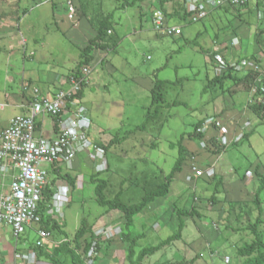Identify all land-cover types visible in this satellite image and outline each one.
<instances>
[{"label":"rangeland","instance_id":"1","mask_svg":"<svg viewBox=\"0 0 264 264\" xmlns=\"http://www.w3.org/2000/svg\"><path fill=\"white\" fill-rule=\"evenodd\" d=\"M168 1V19L183 29L178 37L160 36L153 30L149 11L158 9L160 0H147L142 11L139 5L117 9L123 0H97L92 8L100 7L103 15L114 13V31L121 39L114 51H94L81 100L88 110L90 139L105 151L106 165L101 170L102 161L92 160L88 152L75 160L74 172L63 167V172L79 176V182L74 192L69 190L61 221L69 239L83 220L94 232L112 228L105 239L100 238L106 247L95 264H136L142 250L158 246L177 231V209L194 210L183 217L181 240L162 245L139 264H226V257L229 264H243L239 248L255 241L249 227L258 217L253 203L260 185L256 173L264 175V123L250 109L249 100L252 96L264 103V90L254 93L253 84L249 89L242 82L248 74L227 65L256 60L264 73V3L248 0L240 7L211 10L204 6L207 17L192 23L184 0ZM81 18L70 22L63 0H0V22L8 19L0 32V92L16 90L28 77L46 82L74 70L82 60L83 45L95 36ZM234 39L239 42L236 46L231 45ZM25 51L36 55L25 60ZM230 73L234 78L223 86L208 87L215 76ZM156 80L170 82L159 103L169 106L145 131L133 134L146 120ZM213 119L211 127L204 126ZM199 128L204 138L195 139ZM125 136L124 143L106 151L110 139ZM181 140L189 151L183 170L170 194L135 218V234L143 237L129 260L128 243L121 239L127 233L123 215L98 205L91 177L101 172L99 179L108 183L107 198L122 190L125 203H138L145 186L151 190L166 180ZM213 195L215 203L210 201ZM261 202L263 224L258 231L264 243V192ZM35 239L36 233L27 229L18 241L20 248L24 243L34 246ZM32 256L41 258L36 251ZM59 258L64 262V257Z\"/></svg>","mask_w":264,"mask_h":264},{"label":"built area","instance_id":"2","mask_svg":"<svg viewBox=\"0 0 264 264\" xmlns=\"http://www.w3.org/2000/svg\"><path fill=\"white\" fill-rule=\"evenodd\" d=\"M66 7L67 18L70 22L77 21V3L75 0H63ZM202 0H184L192 23L205 19L207 10ZM262 1L264 0H257ZM248 0H211L212 7L229 8L245 5ZM153 30L160 36L178 37L183 34L182 27L170 23L165 12L155 9L152 13ZM238 39L231 41V45H238ZM264 59V58H263ZM235 72L250 73L256 76L253 92L264 90V73L258 61L242 60L239 64H229ZM81 77L69 76L68 89L59 90L51 98H42L35 93L27 98L25 108L28 113L12 118L8 127L0 129V226L12 229L13 237L19 241L27 229L36 232L34 247L45 248L54 241L53 233L43 228L48 221L60 222L62 210L67 206L69 198V182L62 178L50 181L48 167L66 168L71 170L75 160L83 153H90L92 160H100L101 170L106 165L105 151L100 149L90 139L88 131L89 121L86 118L87 110L76 99L82 84H89L90 66L81 70ZM254 102L251 96L249 103ZM42 118H50L54 122V137H45L40 132ZM213 120H208L205 127L212 126ZM218 125L221 126L220 122ZM203 126V127H204ZM199 128L198 132L202 133ZM202 176V171H196ZM51 190L52 199L45 209L41 208L45 193ZM62 223V221H61ZM111 227L94 232L96 237L105 239ZM62 242H69L63 238ZM96 243L93 244L87 255H83L84 264H95V258L100 256L96 252ZM34 256L22 255L15 251L11 264H37ZM230 263V258H225Z\"/></svg>","mask_w":264,"mask_h":264},{"label":"trees","instance_id":"3","mask_svg":"<svg viewBox=\"0 0 264 264\" xmlns=\"http://www.w3.org/2000/svg\"><path fill=\"white\" fill-rule=\"evenodd\" d=\"M53 1V0H52ZM77 3L78 13L77 18L79 15H81L82 18L87 19L89 25L92 27V29L95 31V37L90 39L89 42L84 46L82 50V60L79 62L78 66L73 70V72L70 74V76L74 77H81L82 75V68L85 66H89L90 63L93 61V53L95 50H102V51H114L116 50L120 43L121 39L115 34L113 22L112 19L114 18V13H110L107 15H103L102 12H100V7H97V9L93 10L94 4L96 5L97 0H75ZM143 0H123L122 4L117 9H125L127 7H134L137 6V4ZM178 1V0H177ZM175 1V2H177ZM168 0H160V6L165 14L166 12V4L168 3ZM18 3V2H17ZM100 6V2L97 3V6ZM218 8V7H214ZM75 23V22H73ZM183 35V34H182ZM203 51V49H201ZM69 78V77H68ZM234 78L233 75L226 74L222 77L215 76L209 83L208 87H215V86H223V83L225 80ZM256 76L252 72L248 73V75L245 77V81L247 82L249 89L252 87L251 85L255 86ZM240 82V81H239ZM170 83L168 81H162V80H156L155 85L153 89L151 90L152 95V103L151 106L148 109V114L146 116V120L143 123L141 127L133 131V134L136 133L138 130L145 131L149 124L151 122H155L159 119L161 116V110L165 107H168L169 105H166L165 107L162 106L160 101L163 97V90L165 86ZM86 85L82 84L81 90L76 95V99L79 100V103L81 104V100L84 96V89ZM206 91V90H205ZM176 105V102L173 104ZM250 105V109L253 110L257 116H260L262 118V121L264 123V103H258L257 101H254ZM153 110V111H152ZM200 123H203L201 121ZM199 123V124H200ZM197 124V126H199ZM197 128V127H196ZM251 133L245 134L242 136L241 140L239 141L240 144L243 143L247 138H249V135ZM195 139H202L204 136L201 133H195L194 135ZM127 140V136L125 137H114L110 139L108 142V145L106 146V151L109 152L111 148L116 147L124 141ZM178 158L172 167L169 174L166 176V180L162 183H160L156 188H152L151 190L148 189L147 186L144 187L145 194L142 198V200L138 203H132L127 204L125 203L122 198V190H120L114 198H107L105 195V191L108 188V183L106 180L99 179V176L101 172H97L96 175H93L91 177L92 182L95 183V195H96V201L99 206L105 208L107 212L110 211H119L125 220V228L127 230V233L121 236V239L124 243H128L127 246V258L129 260H132L135 256V249L138 246V242L143 237L141 234H135V218L142 214L146 209L153 204L158 199H162L167 197L170 194L171 188L176 182L175 178L183 170V165L189 155V151L187 148L183 145L182 140L178 142ZM257 177L260 180V185L254 195L253 203L258 211V217L255 222V224L249 229L254 233L255 241L251 244H246L243 247H240L238 250V254L244 258L243 264H264V243L262 242L260 235H259V228L263 224L262 216H263V208H262V202H261V195L264 192V175L256 173ZM57 178L66 179L69 182L70 190L74 192L77 185V178L72 177L71 174L67 171L62 175H59ZM222 180L220 179L217 182V189L221 186ZM216 189V192L218 190ZM53 192L51 190L47 191L45 193L44 202L41 204V208L45 209L49 201L52 199ZM211 202L215 203L216 196L213 195L210 199ZM179 224L177 231L167 238L165 241L160 243L156 247H151L149 249H144L140 252L137 263L139 264L141 260L148 256L153 255L157 251H159L162 247V245H165L167 243H171L173 241H178L182 239L183 231L186 227L185 220L183 219L184 216H189L194 214V210H182L177 209L176 211ZM43 228L47 229L51 233L54 234V232H57L60 234L59 236H65L69 242H61L56 247H54L51 251H47V249H37L33 246V248L29 249V251L33 250L38 253V256L44 258L46 261H51L52 264H84V258L83 255H87L92 248L93 244L95 245V250L97 253L102 250L101 248L102 243L100 241L99 237H96L94 234V231L92 230V225H89L85 220H83L81 227L76 231L72 239H69V236L65 230V225L57 222V221H48L44 224ZM108 245V244H107ZM106 246L103 247V249ZM59 256L64 257V262L60 260ZM98 256L95 258V261H97Z\"/></svg>","mask_w":264,"mask_h":264},{"label":"crops","instance_id":"4","mask_svg":"<svg viewBox=\"0 0 264 264\" xmlns=\"http://www.w3.org/2000/svg\"><path fill=\"white\" fill-rule=\"evenodd\" d=\"M147 0L140 1L137 5H139L142 11L143 6L145 5V2ZM204 6H207L208 9H213L214 7L211 6L210 2L211 0H202L201 1ZM166 8L167 5L165 6ZM155 9L149 11L150 17L152 20V13ZM17 14V13H15ZM15 16V15H14ZM17 16H19L17 14ZM8 19H6L4 22H0V32H2L4 27L8 24H6ZM81 20H87L85 18H81ZM80 20V21H81ZM88 23V22H87ZM171 23V20H170ZM173 24V23H172ZM96 35V34H95ZM95 37V36H94ZM92 37V38H94ZM91 38V39H92ZM89 41H87L88 43ZM86 43V44H87ZM23 44H25V41L23 40ZM85 45H83L82 50ZM24 59L27 60L32 59L35 57V53L32 51L29 54L25 51L24 52ZM91 64V63H90ZM36 69V67H33ZM73 72L70 71L65 76H59L56 75L53 79L48 78V81H35L31 79L30 77L26 78L25 80L21 81L20 87H17L15 90L12 87H9L7 90H3L0 92L2 97H0V129H4L8 127L9 122L12 118L20 115H25L28 113L27 109L25 108V104L27 102V98H30L35 93H38L40 97L42 98H51L53 97L59 90L62 89H68L69 83H68V77ZM83 99V98H82ZM81 105L87 110L85 105L81 103ZM88 111V110H87ZM54 122L50 118H42V124L40 126V132L45 136L52 138L54 137ZM90 129V125L88 126V131ZM110 141V140H109ZM49 172V178L50 181H54L59 175L64 174L63 168L55 169L48 167ZM76 168L75 164H73L71 171H75ZM71 176L74 178H77V183L79 182V179L77 175L72 174L69 172ZM66 180V179H65ZM29 230H34L29 229ZM36 233V232H35ZM57 236V235H56ZM37 238V236H36ZM63 238H66L65 236H59L58 238L55 237V234H53L54 241L50 242L44 249H47V251H51L54 247H56L59 243L63 241ZM36 241V239H35ZM33 248V246H30L28 243H24L23 247L20 248L18 241L13 237L12 229L7 226H0V264H11L14 260V253L18 250L19 253H24L27 256H32L34 254V251L29 249ZM43 259V260H42ZM40 258V261H43L44 264H48L49 261H44V258ZM48 262V263H46ZM100 261L97 263L99 264Z\"/></svg>","mask_w":264,"mask_h":264}]
</instances>
